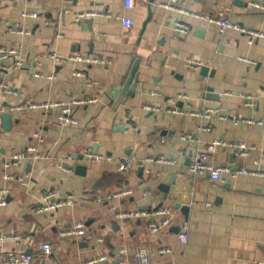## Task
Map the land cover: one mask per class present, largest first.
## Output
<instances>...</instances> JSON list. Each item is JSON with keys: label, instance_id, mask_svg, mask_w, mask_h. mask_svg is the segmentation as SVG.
I'll return each instance as SVG.
<instances>
[{"label": "crops", "instance_id": "obj_1", "mask_svg": "<svg viewBox=\"0 0 264 264\" xmlns=\"http://www.w3.org/2000/svg\"><path fill=\"white\" fill-rule=\"evenodd\" d=\"M168 1L133 0L125 9L123 0H0V46L19 50L14 58L0 61V85L18 92L0 90V191L5 190L0 235L18 236L2 241L0 253L30 250L29 264H82L99 256L106 259L95 264H140V251L147 254L145 264H264V177L191 180L186 165L197 150L208 152L215 163L264 171V126L213 118L210 130L201 131L199 126L206 123L202 118L166 112L175 105L264 118V37L249 44L239 30L220 32L216 22L190 14L216 16L223 10L229 22L264 34V9L250 3L264 0H176L175 6L187 13L165 9L161 4ZM86 11L110 16L75 21L78 12ZM124 18L133 25L127 26ZM179 21L188 25L184 34L175 31ZM51 53L107 61L57 64L47 56ZM16 59L23 62L21 68L3 69ZM196 61L197 68L191 64ZM134 63V89L128 94L127 86L115 105L120 91L111 93L123 87ZM75 70L85 75L76 76ZM178 94L186 98L178 100ZM207 94L219 98L207 99ZM246 95L255 105H244ZM80 97L96 101L75 109L77 125L59 124L56 110L26 108L30 101ZM15 106L24 107L12 110ZM6 113L7 124L1 118ZM185 135L189 138L183 139ZM216 139L241 140L253 149L240 157L227 147L213 146ZM29 146L34 151L13 163V156ZM86 152L105 158L94 160ZM158 157L173 162H157ZM78 166H84L81 173ZM162 185L169 186L166 198ZM125 188L131 189L130 195L110 197ZM46 190H57L59 198L71 203L52 213L38 212ZM178 203L188 204L186 219L175 207ZM158 206L172 209L173 220L169 227L151 232L148 224L160 219L153 213ZM129 210L148 215L118 216ZM78 221L86 226L85 236L59 235ZM182 224L184 245L174 230ZM42 242L53 244L50 255L40 254ZM161 247L170 252L160 254ZM0 264L6 263L0 259Z\"/></svg>", "mask_w": 264, "mask_h": 264}, {"label": "built area", "instance_id": "obj_2", "mask_svg": "<svg viewBox=\"0 0 264 264\" xmlns=\"http://www.w3.org/2000/svg\"><path fill=\"white\" fill-rule=\"evenodd\" d=\"M63 2L69 3L72 0H62ZM176 0H169L168 2H164L161 5L168 10H178L179 12L187 13L186 10H183L181 8H178L175 6ZM251 5L264 9V3L263 2H250ZM123 5L125 9H130L133 5V0H123ZM194 17H199L203 20L216 22L219 25V30L222 32L225 28H233L236 30H239L243 34L246 35L247 42L251 44L256 38L258 37H264V34L260 32H256L253 30L246 29L242 26H240L237 23H231L229 22L226 17L223 10H219L217 12L216 16L211 15H199L195 13H190ZM33 16L34 14H28ZM90 16H110L107 12H94V11H86V12H78L75 16V21H79L85 17ZM124 23L127 26L133 25V20L130 18H124ZM188 30V25L184 24L182 22H177L175 26V31L177 34H184ZM20 33H29V31L24 30H18ZM19 53V50L17 46H0V61L5 60L9 57H15ZM49 58H52L57 64H64L68 61L73 62H86V63H105L107 60L105 58L99 57V56H88V55H82V54H72L66 57L59 56L57 54L51 53L47 55ZM188 62H191L189 59ZM192 66H195L196 68L200 66L199 62H192ZM23 66V62L16 59L12 66L9 67H3V69H17L21 68ZM76 76H84V72L81 71H74L73 73ZM35 76H40L39 73H35ZM47 78L52 79L53 76H47ZM0 90H3V92L8 94H18V92L14 89L8 88L6 85H0ZM186 96L182 94H178L176 96V99H185ZM96 99L93 97H80V98H74L70 101H62V100H49L46 102H35L30 101L27 103L26 108L29 109H41L43 111H57V121L61 125H77L78 121L76 117L74 116V111L77 107L83 106L86 104H91L95 102ZM175 100H172V103H174ZM244 105L246 107H251L255 105V100L251 95H246L244 98ZM24 106H15L11 109H22ZM148 109L152 112L159 111L158 108L155 107H149ZM166 112H168L171 115H189L192 117H200L203 120H205V124L199 126V130L201 131H208L211 128L210 121L213 118H217L218 120H226L227 118H230L233 122V124H244L245 126H252V125H258V126H264V118H238L233 115H225L215 112H209V111H196V110H185L181 109L179 107H176L175 105L167 108ZM127 124L130 125V119L127 118ZM33 136L37 139V141L41 142L42 137L38 132H35ZM189 135L183 136V139H188ZM213 146H222L227 147L231 149L236 155L240 157H246L250 151L253 149V146L246 144L244 141L241 140H234V141H223V140H214L212 143ZM34 151V148L32 146H29L26 148L25 152L18 153L13 156V163H18L20 160L26 157V153H32ZM86 155L88 158L94 159V160H100L105 158L104 155L97 154V153H91L86 152ZM35 157H38L36 155ZM109 160L110 157H107ZM157 162L161 163H172V158H165V157H158L156 159ZM8 166V163H5L4 167L6 168ZM142 164H139V167H141ZM123 168V167H120ZM187 174L191 180H194L196 178H206L212 181H218L222 180L224 175H228L230 178H236L239 175H250V176H261L264 177V171L258 169V168H247L244 166H235L234 164L230 165H222L219 163H215L211 160L208 152H201V151H195L192 154L191 161L189 162L187 166ZM4 177L8 180L12 179L13 177L10 175H4ZM22 181L23 179L20 178ZM25 184V182L23 181ZM5 191V190H4ZM4 191H0V206L5 205V196ZM130 188H125L122 190H119L115 192L114 194L110 195L111 198H121L125 197L131 194ZM71 201L63 200L58 197V191L57 190H46L42 193L41 197V203L39 207L37 208L38 212H48L52 213L56 210L64 207L65 205L70 204ZM153 213L156 214L160 219L158 222L151 221L148 224V228L151 232H158L159 230L163 228H167L171 225L174 211L168 207L165 206H159L153 210ZM148 215V212L145 210H129L126 212L118 213V216L121 218H135V217H142ZM86 234V226L83 222H75L67 227L62 228L59 231V235L62 237H81L85 236ZM179 241L181 244H185L187 241V235H186V228L185 225H182L179 230ZM7 239H18V236L14 235H0V243ZM39 251L40 254L43 256L50 255L53 251V244L50 242H42L39 244ZM124 249H120V254L124 253ZM158 252L160 254H166L170 252V248L168 247H161L159 248ZM139 260L140 264H145L147 261V254L143 251L139 252ZM0 259L6 263V264H29L32 260V254H28L25 252H4L0 253ZM106 259L105 256H99L95 259H90L86 262H83L82 264H95L102 262ZM119 263L122 264V261L119 260ZM166 264H174L173 262L169 261Z\"/></svg>", "mask_w": 264, "mask_h": 264}, {"label": "water", "instance_id": "obj_3", "mask_svg": "<svg viewBox=\"0 0 264 264\" xmlns=\"http://www.w3.org/2000/svg\"><path fill=\"white\" fill-rule=\"evenodd\" d=\"M136 63H134V66H133V68L131 69V72H130V74H129V77H128V79H127V81H126V83L123 85V87L122 88H119V87H116L113 91H112V93H111V95H114L115 93H116V91L117 90H119L120 92H119V95H118V97H117V99H116V102H115V105H117V104H119L121 101H122V96H123V93L124 92H126L125 91V89H127V86L129 87V90H128V94H130V91H132L133 89H134V86H135V82L137 81V75H136V73H135V71H136ZM206 71V68L205 67H201V72L203 73V72H205ZM134 80V81H133ZM209 92H211V90H209ZM207 99H215V98H219L218 97V95L217 94H207ZM1 118L3 119V121H4V123L5 124H7V120L9 119V114L8 113H6V114H2L1 115ZM6 127V126H5ZM189 164V160H186V165H188ZM77 170H78V173H81V171H83L84 170V166H78L77 167ZM83 173V172H82ZM139 176H141V173L139 174ZM170 184V183H169ZM160 188H161V190L162 191H164L165 193H166V196H163L164 198H166L167 197V195H168V191H169V186H166V185H162V186H160ZM159 207V206H158ZM175 207L177 208V209H180V211L182 212V214L184 215V217H185V219L187 218V212H188V204L187 203H182V204H180V203H178V204H175ZM183 225V224H182ZM181 225V226H182ZM180 226V227H181ZM180 227H176V228H174V230L176 231V232H179V230H180ZM27 253H29V254H31V251L30 250H28V252ZM43 262V261H42Z\"/></svg>", "mask_w": 264, "mask_h": 264}]
</instances>
